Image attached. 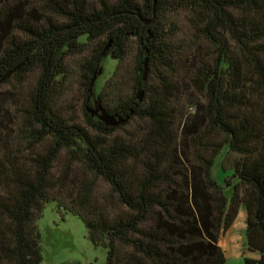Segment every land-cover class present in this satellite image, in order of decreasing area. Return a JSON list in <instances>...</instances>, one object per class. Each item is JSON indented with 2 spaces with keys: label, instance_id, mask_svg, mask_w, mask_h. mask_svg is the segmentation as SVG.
<instances>
[{
  "label": "trees",
  "instance_id": "16d2710c",
  "mask_svg": "<svg viewBox=\"0 0 264 264\" xmlns=\"http://www.w3.org/2000/svg\"><path fill=\"white\" fill-rule=\"evenodd\" d=\"M73 56L82 121L62 101ZM107 56L116 66L96 104L128 115L122 124L88 111ZM9 83L0 264H40L50 201L83 220L105 264H223L217 242L243 207L258 254L244 264H264V0H0V89Z\"/></svg>",
  "mask_w": 264,
  "mask_h": 264
},
{
  "label": "rangeland",
  "instance_id": "374dc122",
  "mask_svg": "<svg viewBox=\"0 0 264 264\" xmlns=\"http://www.w3.org/2000/svg\"><path fill=\"white\" fill-rule=\"evenodd\" d=\"M182 18V17H181ZM92 45H90L91 49ZM78 56H73L68 65L69 72L65 77L67 89L62 96V101L70 107V110L75 111V117L79 121L84 119L83 114V92L85 84L83 81L82 70L79 67ZM116 66V60L112 57H102L99 68L100 71L95 74L92 84V90L89 92V100L91 107L95 105L96 94L105 85L113 73ZM30 80V79H29ZM26 86V85H25ZM11 87V83L3 85L1 92H5ZM193 100L198 98L197 94L191 93ZM3 96V94H1ZM199 122V117L193 119V123ZM133 123L126 124L125 127L130 128ZM124 130L117 128L116 132L123 133ZM220 159H216L212 165V174L214 179L220 184H224L225 176L230 174V171H224ZM230 190L227 189V194ZM243 213L244 217L237 213L236 220L233 226H230L223 232L218 245L222 248L225 254L223 264H244V257H251L256 253L248 252L245 244V209L241 207L238 210ZM40 231L39 244L41 248L40 264H105L107 249L103 246L94 245L88 239V231L83 224V220L70 212L59 209L55 202H48L44 205L42 216L36 221ZM224 238V239H223ZM234 239L242 245V252L238 251V247H234ZM258 256V254H256Z\"/></svg>",
  "mask_w": 264,
  "mask_h": 264
},
{
  "label": "water",
  "instance_id": "95a60500",
  "mask_svg": "<svg viewBox=\"0 0 264 264\" xmlns=\"http://www.w3.org/2000/svg\"><path fill=\"white\" fill-rule=\"evenodd\" d=\"M150 21L149 20H145L146 23H148ZM143 65H144V75H143V79L145 78V75H147V72H148V67H147V64H146V60H144L143 62ZM94 78H95V74H93L92 76V79H91V86L93 84V81H94ZM137 99L139 102L142 101V92L139 91L137 93ZM94 103L95 105L92 106L91 108L88 109V111L94 115L96 114L97 117L101 120H103L104 124L106 125H116V124H122L124 123L127 119H128V115H125V116H121L119 115L118 113H108L104 108H103V105H97V101L94 100Z\"/></svg>",
  "mask_w": 264,
  "mask_h": 264
},
{
  "label": "crops",
  "instance_id": "0c3cea01",
  "mask_svg": "<svg viewBox=\"0 0 264 264\" xmlns=\"http://www.w3.org/2000/svg\"><path fill=\"white\" fill-rule=\"evenodd\" d=\"M238 214H240L239 216H241V217H244L243 216V213H242V215H241V213H239L238 212ZM224 239V238H223ZM231 241L233 240L234 241V247H238V251H241L242 252V245L240 244V243H238V242H236L234 239H231V238H229ZM224 250V249H223ZM254 258H257L258 256L255 254L254 256H253Z\"/></svg>",
  "mask_w": 264,
  "mask_h": 264
}]
</instances>
